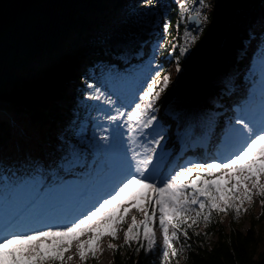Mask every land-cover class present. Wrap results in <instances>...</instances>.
<instances>
[{
	"label": "trees",
	"instance_id": "1",
	"mask_svg": "<svg viewBox=\"0 0 264 264\" xmlns=\"http://www.w3.org/2000/svg\"><path fill=\"white\" fill-rule=\"evenodd\" d=\"M145 7L153 28L133 48L132 56L124 49L100 43L109 28L120 26L130 12ZM165 23L169 24L167 33ZM185 25L174 0H40L7 24L0 30V102L13 107L14 122L8 117L0 119V177L9 173L8 179H18L39 168L51 177L70 168V151L84 153L83 165L91 164L95 153L86 146L80 129L90 116L85 100L91 92L87 85L92 84L93 72L101 64L122 65L127 60L131 67L139 57L147 60L150 55L144 57L145 52L160 38L164 40L160 52L163 70L156 79L168 74L171 83L157 104L165 105L176 128L187 125L179 122L184 112L181 103L190 101L192 88L202 81L210 85L201 105L207 125L232 122L233 110L248 96L247 73L250 76L251 64L262 48L264 0H215L198 39L180 56L172 45H182ZM211 60L223 64L225 75L212 71L204 81ZM224 81L237 85V92ZM164 139L167 144L168 136ZM20 142L28 148L19 147ZM236 218L230 210L225 225L221 213L213 212L210 223L194 225L188 230L187 244L191 247L185 245L171 264H264V253H258L259 219L249 221L244 229ZM155 228L160 229L158 223ZM184 242L181 235L173 243L180 249ZM137 247L135 242L132 247L124 240L118 242L116 250L112 249L111 264H161L158 244L152 252L142 249L137 253ZM97 263L89 258L84 264Z\"/></svg>",
	"mask_w": 264,
	"mask_h": 264
},
{
	"label": "snow or ice",
	"instance_id": "2",
	"mask_svg": "<svg viewBox=\"0 0 264 264\" xmlns=\"http://www.w3.org/2000/svg\"><path fill=\"white\" fill-rule=\"evenodd\" d=\"M200 7H209L200 0ZM181 16L189 9L181 5ZM187 20L197 25V30L208 20L198 9H192ZM164 32L169 24H164ZM179 27V25H177ZM183 45L173 44V52L178 48L180 56L186 55L198 37L185 27ZM177 59V71L182 68ZM155 76L160 77L156 71ZM171 77L165 74L162 79H152L147 90L138 95V102L131 108L116 106V101L104 97L103 103L110 107L111 113L103 117L114 126L113 137L108 128H101L94 139L103 141L91 145L97 152H111L115 141L125 140L126 165L106 194L98 196L96 202L83 213L66 223H47L44 228H32L27 232L9 233L0 238V264H65V254L75 245L82 261L98 258L105 237L118 238L126 218L133 210L143 218L132 215L131 224L124 232L127 247L138 244L136 252L142 249L152 252L157 248L155 226L162 231L161 264H171L187 244L188 230L201 221L211 222L213 212L227 214L235 211L237 216L245 202H251L258 192L264 197V119L246 115L237 118L233 128L234 143L232 154L224 159H213L210 163H195L182 166L165 175L163 158L157 149L161 147L164 136L156 131V104L170 86ZM86 99L101 101L104 94L92 84ZM123 129V132L119 130ZM152 129L150 133L147 130ZM81 136L84 131L81 130ZM141 142L143 151H136L132 145ZM148 137H151L149 140ZM110 138L113 140L110 143ZM126 138V139H125ZM239 202V206L237 204ZM264 202V201H262ZM171 230V234H170ZM199 235V233H196ZM181 235L185 237L180 249L174 246ZM87 236L86 240L81 237ZM109 247L116 250L115 244ZM71 259V257H68Z\"/></svg>",
	"mask_w": 264,
	"mask_h": 264
},
{
	"label": "rangeland",
	"instance_id": "3",
	"mask_svg": "<svg viewBox=\"0 0 264 264\" xmlns=\"http://www.w3.org/2000/svg\"><path fill=\"white\" fill-rule=\"evenodd\" d=\"M178 7L181 9V5H185L189 12L184 13V17L181 16V21L185 23V27H187L193 35L200 34L201 31L197 30V26L194 22H190L187 20V16L190 14L192 9H198L201 11L202 16H207L215 6V0H205V3L209 5V7L201 8L200 7V0H174ZM159 5H163L160 2H158ZM222 7V6H221ZM223 10V9H222ZM148 14V8L145 7L141 10L132 11L128 14V17L126 21L117 27H111L109 28V31H107V34L99 40L101 41L102 45L105 46H113L114 49H124L128 52L129 56H132V50L137 45L141 44L143 42V38L146 36L148 30L153 28V25L150 20L147 19ZM207 21H205L200 28H202ZM185 30V29H184ZM152 43V42H150ZM263 44L262 49L260 50L259 54L257 55V58L253 61L251 64L252 66V83L249 79V88L245 89L253 94V98L250 99L249 106H258L259 108L256 109V111L252 110V116L257 119H264V115L261 117L262 114H264V40L261 42ZM147 45V44H146ZM183 45V43H182ZM194 45V43L191 45V47ZM164 46V40L161 38L158 40V42L155 43V47L151 50V56L145 61H138L136 62L132 67H127V65H104L101 64L97 68L95 72L92 74V85H94L96 88H100L101 92L104 94L101 101H95L87 99L85 100L86 104L89 105V120H87L85 123H83L81 130L84 131V140L86 143V146L91 149L93 152H96L98 154V157L93 160V163L89 166H86L83 168L82 175L83 176H71L67 174V170H63L60 172H57L55 174H52L51 177H45L43 170L41 168L35 170V172L32 175H25L20 176V178L15 182L14 180L8 179L9 173H3L0 177L1 181H4L0 183V225L6 224L12 217H15L16 215H22V213L25 212L26 204L25 201L29 200L30 197L34 196L36 198L37 195L48 193L52 188L53 193L49 196V200L52 202L57 201H63L60 203L61 209L59 212L54 209V212H51L53 216L49 218H45L41 221H35L37 219V216L44 212L45 206L47 202H43L42 204H38L35 209H33V214L29 215L27 219H24L19 222V226L17 227L18 232H27L32 228H44L46 227V220L48 219V223H54V224H62L66 223L68 220H71L68 215L70 212L75 208V203L83 199V197L76 198V193L79 190L81 181H84V177L89 175L92 172L99 173L102 169H104L106 166H114L116 167V164L118 163H124V166H120L118 170H115L112 174L116 175L123 171L126 162L124 159L125 156V148L124 143L125 140H118L115 141V147L111 152H106L108 156H106V153L104 152H97L94 150V148L91 145H94L96 143H103V141H99L94 139V134L98 135L100 133L101 128H108V132L103 133L104 135H108L109 133L112 134L114 137L116 135V130L114 129V126L110 127V122L103 119L104 116L107 114H114L111 113L110 107L105 105L103 103L104 97H109L112 100L116 101V106H121L125 108H131V106L138 102V95L142 94L143 91H146L147 86L150 84L152 79H156L155 72L163 70V63L162 59L160 57V51L163 49ZM190 47V48H191ZM150 51V50H148ZM147 51V52H148ZM124 64L127 62H123ZM244 68H241L243 70ZM172 73H173V69ZM215 71L217 73H221L222 75H225V68L223 64L219 60H211L207 63L205 68V76L204 81L207 80V76L210 72ZM256 77H259V79ZM259 80V81H258ZM228 86V85H227ZM233 88L235 85H230ZM210 85L206 82H200L196 86L192 88V98L188 102H182L181 107L184 109L183 115L179 119V122L181 124L187 123V126L190 124V126L194 125L195 127H198V131L196 133V136L193 137L197 139L205 138L208 134V130H205V124H207V119L203 116L201 113V105L204 95L209 91ZM92 91V89H91ZM171 98L175 99L174 96H171ZM160 105L157 108V111L154 113L157 114V124L154 126L156 128V131L160 132L163 136L164 134L170 136V140L174 143L176 142L178 145L181 146V144L185 143V141H188L192 138L191 133H189L190 126L186 129L183 128H176V121L174 119L168 118V114L165 109V105L162 104V102H159ZM13 107L9 105L8 103H2L0 102V119L4 117H8L9 120H12V123L14 122L13 118ZM248 109L242 110L240 112L238 117L243 116L244 113L247 112ZM158 116H161L162 121L158 118ZM169 122H171L169 124ZM239 128V125H232L230 127L224 128L220 127L216 129L213 133L210 132L209 138L212 139V136L214 134L219 135L218 137H221L224 143V151L229 146H232L234 143V136H233V128ZM220 129H225V132H221ZM183 130V132H182ZM120 132H123V129L119 130ZM148 132H152V129L147 130ZM167 132V133H166ZM219 133V134H218ZM126 139V138H125ZM145 138L141 137L140 141H137V143L133 144L132 147L136 151H143V148L141 146V142L144 141ZM150 140L151 137H148ZM192 139V140H193ZM208 140V139H207ZM164 139L161 141V147L157 149L158 153L162 155L163 158V164L162 169L163 173L165 175L171 173L173 170L179 169L182 166H192L195 164L193 158H188L187 156L183 157L181 155L177 157L174 156L170 160L167 158V153L169 152V148L167 145L164 144ZM110 143L113 142V140L110 138ZM184 146V145H183ZM19 147H25L24 142L19 143ZM221 153L215 154L211 156L210 161L207 163L212 162L213 159H224L227 156L231 155V153ZM71 152V151H70ZM68 154V157L70 159V162L72 164V167H77L76 165H82V157L83 159H86L84 156V153L80 152H74ZM183 152H186L184 150ZM182 153V152H181ZM105 155V156H104ZM104 156V157H103ZM204 163V162H201ZM176 164L178 165L176 167ZM175 168V169H173ZM94 177V178H93ZM120 178H123L119 175ZM104 178H109V175H104ZM92 179L95 178V174L92 175ZM90 180H87V183ZM91 182V181H90ZM5 183H9L8 185H5ZM78 184L80 186L75 188V185ZM48 185V186H45ZM53 185V186H52ZM83 185H86L83 184ZM102 186V184L100 183ZM103 188H109L111 189V183L103 180ZM87 188V187H86ZM101 188L100 190L93 191L91 190L88 193H91L88 195L85 200L84 204L87 205V203L96 202V199H93L91 196L92 194H99V196L103 195L104 191ZM85 189V188H83ZM86 191H89L87 188ZM107 193V192H106ZM105 193V194H106ZM84 194V193H83ZM47 195V194H45ZM90 198V199H89ZM264 197H261L259 193L257 192L253 200L251 202H245L242 206V210L240 214L237 216L236 219L241 223L242 227L246 229L249 226V221L251 220H257L259 219V225L256 227V231L258 234L259 239V249L258 253L262 254L264 253ZM94 202V203H95ZM237 204L239 206V202L237 201ZM85 206H82L80 210L76 211L73 215L74 217L79 216L81 214L80 211L83 210ZM132 215H136L137 219L142 217L133 210L132 214L129 215L126 218V225L122 226V230L118 234V238L115 240H112L110 237H106L103 239L101 248L102 251L98 253V258H95L96 261H98L97 264H111L112 262V248L109 247V244H117L120 241L124 240V232L127 230V227L129 224H131ZM63 219V220H62ZM229 219V212L227 214L221 213V220L222 223L227 225ZM50 221V222H49ZM128 222H130L128 224ZM36 227H32L35 226ZM156 236H157V244L159 246L162 245L163 242V236L161 229L155 228ZM171 234V230H170ZM88 237L84 236L81 237V239L86 240ZM68 257H71V259H68ZM85 261H82L79 257L78 249L74 245L70 251L66 254V260L65 264H84ZM185 264V263H181Z\"/></svg>",
	"mask_w": 264,
	"mask_h": 264
},
{
	"label": "bare ground",
	"instance_id": "4",
	"mask_svg": "<svg viewBox=\"0 0 264 264\" xmlns=\"http://www.w3.org/2000/svg\"><path fill=\"white\" fill-rule=\"evenodd\" d=\"M107 156V155H106ZM73 169V167H71ZM111 169L112 167H105V170H104V173L103 174H109L111 172ZM77 172H80L82 170V167H78L77 169ZM75 170V171H76ZM74 171V170H73ZM92 175H94L95 173H91ZM101 176L102 174H99V173H96L95 177H98V176ZM45 177H48L47 175H44ZM90 176H87L86 178H88ZM99 178H97L96 180H98ZM10 180H14L15 182L18 180V179H15V178H11ZM85 182V181H84ZM83 182V183H84ZM82 183V184H83ZM102 184L101 187H104L103 185V182H99ZM9 183H5V185H8ZM98 184V183H97ZM81 185V184H80ZM78 184L75 185V188L80 186ZM45 186H48V185H45ZM53 186V185H52ZM92 186H94V182L92 183H87L84 187H87L88 189L91 190ZM53 189L52 188L48 193H45V194H41L40 196L37 195L36 198L34 196L30 197L29 200H26L25 201V204H26V209H25V212L24 214L21 216V215H16L15 214V219L10 223V225L8 227H6V230L5 231H8L9 233H12L13 232V229L16 225H18V223L22 220V219H25V217L33 214V209H35L37 207L38 204H42L43 202H47L46 206H45V209L43 210L44 212L40 213L38 216H37V221L39 220H43L45 218H49L51 216H53L51 214V212H54V209L56 211H60L61 209H63V207H61V205L59 204V202H52L51 200H49V196L53 193ZM83 188H80V190L78 191V193L81 195L83 193ZM99 196V194H93V199H96L97 197ZM90 199V198H89ZM80 202V201H79ZM62 203V202H60ZM89 203V202H88ZM79 207H82V203L80 202V205ZM76 208L77 210L79 209ZM85 210V208H83L82 211H80L79 214H81L83 211ZM24 217V218H23ZM76 217V216H75ZM63 220V219H62Z\"/></svg>",
	"mask_w": 264,
	"mask_h": 264
},
{
	"label": "water",
	"instance_id": "5",
	"mask_svg": "<svg viewBox=\"0 0 264 264\" xmlns=\"http://www.w3.org/2000/svg\"><path fill=\"white\" fill-rule=\"evenodd\" d=\"M39 1L40 0H0V30L7 24L18 19L24 12Z\"/></svg>",
	"mask_w": 264,
	"mask_h": 264
}]
</instances>
